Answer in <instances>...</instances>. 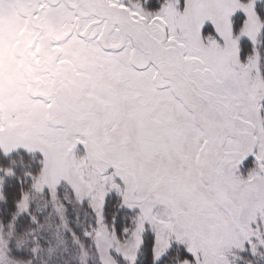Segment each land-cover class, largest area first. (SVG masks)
<instances>
[{
    "label": "snow or ice",
    "instance_id": "obj_1",
    "mask_svg": "<svg viewBox=\"0 0 264 264\" xmlns=\"http://www.w3.org/2000/svg\"><path fill=\"white\" fill-rule=\"evenodd\" d=\"M0 264H264V0H0Z\"/></svg>",
    "mask_w": 264,
    "mask_h": 264
},
{
    "label": "rangeland",
    "instance_id": "obj_2",
    "mask_svg": "<svg viewBox=\"0 0 264 264\" xmlns=\"http://www.w3.org/2000/svg\"><path fill=\"white\" fill-rule=\"evenodd\" d=\"M21 34H22V31H21ZM17 43H19V41H17ZM16 47V45H13V48H15Z\"/></svg>",
    "mask_w": 264,
    "mask_h": 264
}]
</instances>
